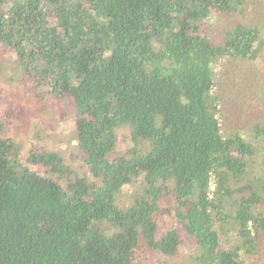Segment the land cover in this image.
I'll return each mask as SVG.
<instances>
[{"label": "trees", "instance_id": "obj_1", "mask_svg": "<svg viewBox=\"0 0 264 264\" xmlns=\"http://www.w3.org/2000/svg\"><path fill=\"white\" fill-rule=\"evenodd\" d=\"M249 4L0 0V45L15 57L0 59V77L11 67L71 105L75 122L72 153L23 155L0 115V264H143L151 253L176 264L182 244V264L260 256L264 126L221 123L214 92L222 61L264 53Z\"/></svg>", "mask_w": 264, "mask_h": 264}, {"label": "rangeland", "instance_id": "obj_2", "mask_svg": "<svg viewBox=\"0 0 264 264\" xmlns=\"http://www.w3.org/2000/svg\"><path fill=\"white\" fill-rule=\"evenodd\" d=\"M247 15L250 19L264 21V0H250ZM0 59L9 63L15 57L0 45ZM216 70L219 81L214 87V92L220 94L223 102L221 106L224 118L221 123L231 127L230 119L234 115L239 127L250 124L254 119L264 126V53L249 62L222 61ZM223 71L224 77L221 75ZM0 115L6 121V136L13 137L23 144V155L31 147L36 150L44 146L49 149L60 148L66 154L75 149L72 136L75 129L72 106L63 100L51 99L47 92L40 91L31 80L24 79L21 73L13 72L11 67L0 77ZM117 139L118 147L124 148L129 136L126 131H122L118 133ZM72 162L81 173L84 171L81 158H75ZM129 188L127 186L125 190L128 191ZM162 206L172 210L169 196L163 198ZM171 222L172 214L160 215L159 233L166 230ZM261 246L260 256L250 255L244 262L264 264V243ZM189 248L188 244L180 246V253L174 260L176 264L186 261ZM164 261L165 257L161 254L151 253L148 257L141 255L143 264H163Z\"/></svg>", "mask_w": 264, "mask_h": 264}, {"label": "built area", "instance_id": "obj_3", "mask_svg": "<svg viewBox=\"0 0 264 264\" xmlns=\"http://www.w3.org/2000/svg\"><path fill=\"white\" fill-rule=\"evenodd\" d=\"M210 186H211V188H213V185L212 184Z\"/></svg>", "mask_w": 264, "mask_h": 264}]
</instances>
